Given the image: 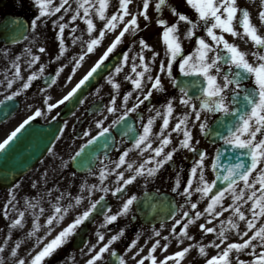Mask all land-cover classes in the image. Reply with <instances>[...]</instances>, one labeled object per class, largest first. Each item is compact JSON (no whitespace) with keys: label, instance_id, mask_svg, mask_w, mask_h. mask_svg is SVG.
<instances>
[{"label":"snow or ice","instance_id":"obj_1","mask_svg":"<svg viewBox=\"0 0 264 264\" xmlns=\"http://www.w3.org/2000/svg\"><path fill=\"white\" fill-rule=\"evenodd\" d=\"M185 2L197 14L195 19L185 12L180 11L171 0H156L155 10L157 13L167 9L176 17L172 23H169L163 16L157 19V24L163 28L162 41L164 44L163 58L159 60L158 65L159 71L153 74V68L156 67L157 58L161 56V53L155 51L153 46L145 38L140 37L136 41L140 45V49L133 57L131 64V72L135 76L126 74L125 79L131 81L134 88L139 90V94L143 99H140L138 96L137 105L132 109L124 111L120 117L113 121V124H119L127 116L128 111H135L139 104L144 103L145 100H151L154 91L166 93L167 88L162 79L164 76L170 80L174 87L179 88V103L184 105L185 108H188L189 111L174 116L176 111L174 101H176L177 97L168 96L165 103L161 104L159 109H156L155 117L149 118L147 126L143 128V133L137 136L133 144L134 148L141 149V151L151 149L154 155L149 156L138 167H134L133 163L126 159L132 149L125 150L119 159L114 162L116 168L111 169V171L116 172L117 186L114 189L103 186V181L107 179V174L110 171L108 166L104 165L100 172V191L105 193L111 191L113 195H122L125 188L133 184L138 177H144L145 184H147L148 178L154 177L161 168L170 162H175L174 156L178 152L187 150L193 153L195 158L190 168V178L185 182L186 186L180 194L185 197V202L189 203L193 192H197L201 194L200 199L207 198L208 203L204 211L198 210L192 214L185 211L183 215L184 217H188L187 222L182 224L179 233L173 227L170 236L177 235L178 242L181 244L184 243L185 238L195 240V237L189 232V225L196 224L197 218L206 216V214L212 216V218H216L222 216L229 209H231V216L227 219L226 223L230 227H225V222L221 221L220 230L217 231L216 227H208L205 223H200L198 228L202 229L205 234H216V239L210 241L209 245H204L196 241L174 252L172 255L166 256L160 261H158L155 255L157 248H162L164 251H167L168 244L165 243L162 245L158 239L152 245L149 254L139 259L137 264H145V260H150L151 264H167L169 260L173 261L174 264H180L185 256L193 249H198L200 255L207 256V248L211 246L220 249L221 244L229 239L227 233L231 229L236 230V235L240 237L242 242L232 241L228 243L217 255L207 259L206 264H264V225L257 227L258 219L264 218V33H261L260 26L253 22L250 10L247 7H241L238 0H185ZM33 3L38 8V14L31 21V27L33 29L37 27L38 21L43 22V19H50L56 16L57 13H60L62 9L64 10V14L72 10L69 5V0H61L59 4H56L55 0H33ZM77 3L78 7L73 10L74 15L71 16V20L76 21L77 18L84 20L87 25L86 31L89 34L97 30V25L91 18L92 9H95L100 20L105 23L96 37L89 35L88 41L83 42L86 45V50L83 54L70 57L71 61L74 62L73 74H75V69L81 66V62L85 56L95 51L96 46L101 44L106 32H115L120 24H123V27L103 52L99 60L67 95L63 96L56 103L48 102L51 100L50 96L44 101L49 112L58 105L64 104L76 96L81 87L105 64L109 55L122 44L126 34L135 36L141 31L138 19L140 15L145 20H151L148 9L152 4V0H143V7L136 14H133L129 9L132 0H119L117 11L111 15L107 12L110 0H97V3H93V0H77ZM66 5H68L67 8L65 7ZM81 9L83 10V15H81ZM260 9L258 17L261 25H264V0H261ZM64 14L53 21V25L58 28V32L55 35V39L59 41V55L56 56L57 60L60 59V55L67 52L65 29L69 25L61 22L64 20ZM126 17H130V19H125ZM182 22L187 25L183 33L180 30ZM201 27H203L205 34L198 35L197 31ZM23 28V22L19 21L17 23V31ZM74 32L75 29H73ZM21 34L23 33L21 32ZM229 35L244 41V43H251L253 46L252 49L246 50L241 48L238 43L230 41L227 38ZM193 39H195V45L192 51L186 52L184 41H191ZM77 41H82V37L74 36L72 42L75 44ZM146 49L151 51V63L144 56ZM28 51L31 53L30 49ZM40 51L44 52L46 49L42 47ZM19 60L20 57H17L16 61L13 62L15 73L13 80L8 81L7 88L12 87L13 81L16 78L24 79L21 76ZM39 60V56L33 55L28 63L31 65ZM122 60L124 64H128L129 56L127 52L122 54ZM66 66H61L56 75L58 76ZM174 66H178L179 72L183 77L189 79H177L176 75H174ZM115 71L119 73L121 67H116ZM44 72V66H41L37 71H33L22 84L20 91L30 88L33 81L42 76ZM48 79L50 83L56 82L52 77H48ZM68 80L70 81L71 77ZM108 80L116 92L119 93L121 84L112 76H109ZM248 81H251V84ZM193 88L199 93L198 95L195 92L190 94ZM145 89L147 90L145 91ZM17 95H19V92H13L11 96L5 98L11 100ZM132 95L133 93L129 91L123 97L125 108L128 99ZM2 103L3 101H0V104ZM111 104L112 106L108 110L115 113L117 108L115 107L116 101L114 97L111 100ZM42 114L43 112L37 109L33 115L24 119L0 143V152L5 151L18 138L19 134L25 131L31 125L32 121ZM215 114H219V118L216 120V124L210 127L209 119ZM157 117L162 118L160 131L155 134L160 140V143L157 147L153 148L151 139L153 136L152 126ZM174 119L175 124L170 129V124ZM197 122L201 133L205 136L212 135L218 138L223 142V145L231 148L234 154V163L223 164V154L227 151V148L222 146L220 149H217L214 162L211 164L213 171L217 173L216 178L213 180H209L205 175L208 153L206 150L198 148L199 141L194 139L193 128L197 126ZM97 125L101 128V131L97 136L89 139L88 144L95 143L100 137H104L110 132L109 127H104L103 121H97ZM172 132L177 133L178 136H182L176 144L173 143ZM85 135H90V132L85 133ZM169 145H172V147L166 151L165 149ZM105 146L107 147V140L105 141ZM85 147L86 145L81 147L70 159L76 161L85 171L94 175L95 173L89 166L92 164L91 159L78 160V158H81L82 153H84ZM105 159H108L107 154H105ZM152 161H155V163L149 167L148 165ZM123 165H127V168L133 174L125 177L123 171H116V169ZM62 166L66 168L68 164L65 162ZM44 179L46 184L47 172L44 173ZM121 181L122 183H120ZM193 181L196 182L195 187H193ZM217 181H224L225 185L218 186ZM241 182L243 184L242 188L240 187ZM180 187L181 178L178 171L175 179V188L173 190L178 191ZM96 188V184H82L81 193L87 190L89 196L85 197L81 194L72 197L71 193H67L69 202L66 205L61 203L65 198V193L62 192L59 196L55 197L56 203L52 205L53 210L46 217L45 224L43 225L39 221V216L44 214L45 209L41 207L39 215H36L35 212L33 213L36 216V222L28 235L34 236L36 238V244L39 246V244L43 243L64 222L73 208L80 205L85 199H89L90 201L82 212L75 215L70 223L62 227L44 245L31 259L30 264H44L46 258L53 257L60 248L69 243L78 234L81 226L94 218L93 213L97 211V205L104 200L103 196L99 200H91V193ZM57 191H59L58 188ZM249 192L250 194H248ZM46 194L48 196L52 195L51 191ZM226 195H230L232 199V203L227 206L224 203ZM14 199L15 196L13 195ZM139 200L140 198L136 195H131L123 203L121 211L118 214H106V222L111 223L116 221L118 216L127 215ZM42 201L43 196L39 197L35 204L29 201L28 207L35 209ZM241 201L244 204H248L251 201L248 208L251 218L242 210ZM191 208L196 209L197 203H191ZM108 211L110 212L111 209L109 208ZM4 214L8 216L7 210H5ZM24 217L25 213L20 212L19 218L13 219L10 227H23L25 222ZM233 217H237L239 221H244L246 230H241L240 224ZM208 222L210 223L211 221ZM177 223L179 224L180 221H177ZM41 228L44 229L43 236L37 235ZM249 232L252 234L249 235ZM123 234V230H121L119 234L111 236L98 252H95V245H93L91 251L95 252V254L87 261V264H97L98 261L103 260L104 254L109 252L112 243L119 240ZM155 235L160 236L161 233L156 231ZM97 237L98 241H104L105 239L103 233L98 232ZM169 238L162 237L166 241ZM138 239L137 237V240L132 241L129 250L137 246ZM17 247H19V244H17ZM139 251L142 252L143 248H140ZM0 252H3L2 248H0ZM110 254L116 257L119 264H127L125 258L118 255L115 251H112ZM242 254L248 255L252 259L245 260L242 258ZM12 255L15 256L16 253L13 252ZM0 264H3L2 259H0ZM17 264H25V261L19 259Z\"/></svg>","mask_w":264,"mask_h":264},{"label":"flooded vegetation","instance_id":"obj_2","mask_svg":"<svg viewBox=\"0 0 264 264\" xmlns=\"http://www.w3.org/2000/svg\"><path fill=\"white\" fill-rule=\"evenodd\" d=\"M171 2L180 10L190 15L193 19L197 14L190 6H187L185 0H171ZM241 7H247L253 18V22L260 26L261 33H264V25L258 17L261 0H238ZM149 15L151 20H145L142 16L140 22L141 31H139L134 39H127L131 35L128 34L126 39L119 45L112 54L109 55L105 64L97 70L93 76L102 77L89 84L86 82L81 89L77 92L76 96L79 99L75 110L67 118L61 120V129L55 141L51 142L50 134L54 131L44 129L45 126L57 121L61 115L62 110L71 101H66L64 104L58 105L52 111L47 110L45 100L50 96L49 103H56L67 95L69 91L83 78L84 75L92 68V66L99 60L103 52L107 49L113 41L111 31L106 32L101 44L96 46L95 51L88 53L81 66L75 69L73 74L74 62L70 57L83 54L86 50L84 41H88L89 35L96 37L99 29L89 34L86 29V24H70L65 29V45L67 52L60 55L57 60L56 56L59 55L58 44L59 41L55 39L58 28L53 25V21L58 19L53 16L50 19H43V22L38 21L37 27H31V21L38 14V8L34 6L33 0H0V101L3 103L8 102L12 105V112L10 117L4 122L0 121V143H2L8 135L11 134L28 116L33 115L37 109H40L43 114L36 117L31 125L25 131L19 134L18 138L10 144V153L15 159L16 173H21L14 184L8 188L3 189L0 187V245L7 242L12 247H0L3 252H0V259L3 264H17L19 259H23L25 264H30L31 259L50 241L62 227L71 222L73 217L82 212L89 204V199H85L80 205L73 208L64 222L56 228V230L47 237L43 243L37 246L36 238L29 236L28 233L32 230L36 216L39 215L41 207L45 209L44 214L39 216V221L45 224L46 217L53 210L52 205L56 203L55 197L59 196L62 192L65 193V198L61 201L63 204L69 202L67 193H71L72 197L77 195L89 196V192L85 190L81 193V185L87 183L88 185L96 184L97 188L91 193V200H99L102 196L104 200L97 205V211L94 219L85 223L78 230L69 243L60 248L57 253L51 257L46 258L44 264H87V261L98 252L99 249L107 243L111 236L117 235L123 230V235L119 240L112 243L109 252L104 254V259L98 261L97 264H119L116 257L110 253L115 251L118 255L125 258L127 264H137V261L149 254L152 245L156 240H160L161 244H168L167 251L162 248H157L155 255L158 261L163 260L166 256L172 255L174 252L193 244L196 241L205 244L209 238V233L205 234L202 229L198 228L200 223H205L208 226L209 216L199 217L196 224L189 225V232L195 237V240L184 239V243L178 242L177 235H171L172 228L177 229V233L181 231L182 224L186 223L188 217H184L185 211L190 214L196 211H204L207 206L208 200L200 199L201 194L193 192L190 202H185V197L180 193L186 186L185 182L190 178V168L195 158L194 154L183 150L174 156V163L170 162L159 170L154 176L148 178L145 184L144 177H138L137 180L125 188L124 193L113 195L111 191L105 193L100 191V172L104 165H107L109 172L107 179L103 181V186L114 189L117 186V176L115 171L111 169L116 168L115 161L127 149H132L128 157L129 162H132L134 167H138L144 163L149 156L154 155L151 149L143 150L133 147L135 139L138 135L143 133V128L147 126L150 117H155L156 109H159L161 104L165 103L168 96H176L174 101L176 111L174 116L189 111L184 105L179 103V88L174 87L170 80L164 76L162 79L167 88L166 93L153 92L151 100H145L144 103L139 104L135 111H128L127 116L119 124H113V121L120 117L127 109H132L137 105V97L143 99L139 94V90L134 88L130 80L125 79V75L135 76L131 72V64L133 57L139 51L140 45L136 43L140 37L145 38L151 44L155 51L160 52L161 56L157 58L156 67L153 68V74L158 73L159 60L163 58L164 44L162 41V26L157 24V19L160 16L166 18L169 23H172L176 17L164 9L162 12L157 13L155 7L151 8ZM23 22L24 28L17 31V23ZM62 22V21H61ZM202 23V22H201ZM147 25V27H145ZM238 26V25H237ZM103 27V25H102ZM101 27V28H102ZM187 28V25L181 23V33ZM73 29L75 32L73 33ZM21 32L23 34H21ZM198 35H203L204 29L201 27L197 31ZM82 37V41H77L75 44L72 42L73 38ZM230 41L238 43L241 48L246 50L252 49L251 43H244V41L227 37ZM195 45V39L184 41L186 52L192 51ZM46 51L41 52V48ZM31 50L29 53L28 50ZM131 49V51H129ZM127 52L129 56L128 64H124L122 54ZM40 57V60L29 65L28 61L32 56ZM144 56L146 60L151 63V51L145 50ZM20 57L18 61L21 67V76L24 79L16 78L13 81L12 87L7 88L9 80H13L15 69L13 62L16 58ZM110 61H115L113 68H108L101 73V70ZM64 70L57 76V71L61 66ZM41 66L45 67V72L42 76L33 81L30 88L20 91L22 84L27 80L33 71H37ZM121 67V71L116 73L115 68ZM175 67L174 75L177 79H189L183 77L179 72L178 66ZM112 76L117 82L121 84L119 93L109 83L108 77ZM48 77L55 79V83H50ZM71 77L69 81L68 78ZM91 79V78H90ZM251 84V81H248ZM150 87V85H149ZM147 89H145L146 91ZM133 93L132 97L128 99L125 108L123 97L127 92ZM13 92H19V95L9 100L5 97L11 96ZM193 92L198 95L195 88ZM115 98V113L110 112L108 109L112 106L111 100ZM74 98V97H73ZM72 98V99H73ZM2 103V104H3ZM198 103V102H197ZM0 104V105H2ZM155 105V107H153ZM162 110V109H161ZM163 111V110H162ZM204 115V114H202ZM219 117V114L212 115L209 119V126L212 122ZM97 121H103L104 127H109L110 132L104 137H100L95 143L88 144V140L97 136L101 131L98 127ZM175 124V119L170 124V129ZM162 125V118L157 117L154 120L152 131V147L155 148L159 145L160 140L156 137V133L160 131ZM169 129V130H170ZM90 135H85L89 133ZM194 139L199 141L198 148L204 149L208 153L206 158L205 175L209 180L216 178L211 164L214 162V157L217 149L223 146L221 141L218 144L208 142L204 134L200 132L198 122L197 126L193 128ZM173 143H178L182 136L172 132ZM107 140V147L105 141ZM84 153L81 158L92 160L89 166L95 173L90 174L78 165L76 161L70 159L81 147L85 146ZM7 147V149L9 148ZM143 147V146H142ZM172 145H169L165 150H170ZM6 149V150H7ZM4 152V151H3ZM0 152V155L3 153ZM107 154L108 159H105ZM28 162L30 165L27 170H22L21 167ZM67 163L68 167H63V163ZM155 161H152L148 166H153ZM20 166V167H19ZM116 171H123L125 177L132 175V171L123 165ZM179 171L181 178V187L178 191H174L175 179ZM47 172V183L45 184L44 173ZM75 173V175H73ZM122 183V181L120 182ZM35 185V186H34ZM196 182L193 181V187ZM57 188L59 191H57ZM51 191L52 195L48 196L46 193ZM156 193L164 199L144 201L143 198L146 194ZM13 195L15 199L13 200ZM136 195L140 198L137 204L127 215H120L116 221L111 223L106 222V214H118L121 211L123 203L131 196ZM43 196V201L35 209L28 207L29 201L33 204L36 203L39 197ZM191 203H197V208L192 209ZM182 206V207H179ZM111 209L109 212L108 209ZM5 210L8 216H5ZM24 212V225L23 227L11 228V221L19 218V213ZM177 221H180L178 224ZM103 225V226H102ZM159 231L160 236H156L155 232ZM103 233L104 241H98L97 233ZM37 235L43 236L44 229L41 228ZM137 246L131 248L133 240H137ZM162 237H170L169 240H164ZM19 244V247H17ZM95 245V252L91 251L92 246ZM143 248L140 252L139 249ZM16 255L13 256L12 253ZM139 253V254H137ZM207 256L199 254L198 249L190 251L180 264H206ZM145 264H151L150 260H145ZM167 264H174L169 260Z\"/></svg>","mask_w":264,"mask_h":264},{"label":"rangeland","instance_id":"obj_3","mask_svg":"<svg viewBox=\"0 0 264 264\" xmlns=\"http://www.w3.org/2000/svg\"><path fill=\"white\" fill-rule=\"evenodd\" d=\"M60 2H61V0H55L56 4H59ZM93 3H97V0H93ZM155 3H156V0H152V4L150 5L148 10H150L153 7H155ZM69 5L71 6L72 10H69L67 12V14H64V10L63 9L61 10L60 13L56 14L57 17H59L60 15L64 14V20L62 21V23H70V24L81 23V24H86V22L84 20L80 19V18H77L76 21H72L71 20V16L74 15V11L73 10L78 7L77 0H69ZM118 5H119V0H110V5H109L108 10H107L108 14L109 15L114 14L117 11V9H118ZM65 7L67 8L68 5H66ZM142 7H143V0H132V3L129 5V9H130V11L133 14H136L138 12V10L142 9ZM91 12H92L91 18L96 23L97 29L100 30L102 25H104L105 22L100 20L98 14H96V12H95V9H92ZM81 15H83V10L82 9H81ZM141 18H142V16L140 15L138 17L139 21L141 20ZM125 19H130V17H126ZM122 27H123V24H120V26L116 29L115 32H111L113 39L119 33V31L122 29ZM127 35L128 34H126V36ZM126 36H125L124 39H126ZM127 39H132L133 40L134 37H132V35H131ZM240 187L241 188L243 187L242 182L240 184ZM257 187H259V186L257 185ZM248 194H250V192ZM224 203H225V206H227V205L232 203V199H231L230 195H226ZM240 203H241L242 210H244L246 212V215H248V217L251 218V214H250V212H248V208H249V206L251 204V201H249L248 204H244L242 201ZM230 216H231V209H229V211L224 212L222 216H219V217H216V218H212V216H209V221H211V222L210 223L208 222V227H216L217 231H219L220 230L221 221L225 222V227H230L226 223L227 219ZM233 219H236L237 222L240 224L241 230H246L244 221H239L237 217H233ZM261 225H264V218H259L258 219L257 227H259ZM253 231H255V230H253ZM251 234L252 233L249 232V235H251ZM227 235H228L229 239L227 241H225L223 244H221V248L220 249H217V248L211 247V246L207 248V253H208L207 258L208 259H210L214 255H217V253L219 251H221L224 247H226L228 243H230L232 241L242 242L240 240V237L238 235H236V230L235 229H231V231H229L227 233ZM213 239H216V234L209 233V238H208L207 242L204 245H209L210 241H212ZM245 239H247V237H245ZM217 242H219V241H217ZM0 247H8V248H10V247H12V245L7 243V242H4V243H1ZM257 250L259 251V249H257ZM242 258L245 259V260L252 259V257H250V256H248L246 254H242Z\"/></svg>","mask_w":264,"mask_h":264},{"label":"water","instance_id":"obj_4","mask_svg":"<svg viewBox=\"0 0 264 264\" xmlns=\"http://www.w3.org/2000/svg\"><path fill=\"white\" fill-rule=\"evenodd\" d=\"M74 104V103H73ZM72 107V106H71ZM1 111V110H0ZM70 107L65 108V110L62 113V118H66L68 116V114L70 113ZM216 124V121L214 122V124L212 125V127ZM51 131H54L50 134V140H54V138L57 136L58 130H59V125L58 126H50ZM47 130V128H46ZM207 137V136H206ZM208 137L213 139V142H218L219 139L212 136V135H208ZM10 146V145H9ZM227 148V151L223 154L224 155V159L222 160L223 164H229V163H234V154L231 150V148H228V146L224 147ZM28 162H26L23 167H27L28 166ZM15 167V159L14 157L11 155L10 153V147L5 150L1 155H0V187H9L13 181L16 178V174L14 171ZM20 167V166H19ZM14 168V169H13ZM217 175V173H216ZM217 185L218 186H224L225 182L224 181H217ZM215 191V190H214Z\"/></svg>","mask_w":264,"mask_h":264}]
</instances>
